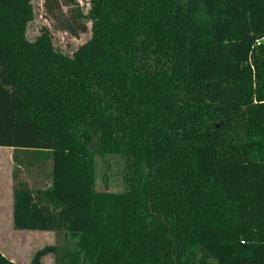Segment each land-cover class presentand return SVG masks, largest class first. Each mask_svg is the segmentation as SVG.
I'll list each match as a JSON object with an SVG mask.
<instances>
[{"label":"trees","instance_id":"16d2710c","mask_svg":"<svg viewBox=\"0 0 264 264\" xmlns=\"http://www.w3.org/2000/svg\"><path fill=\"white\" fill-rule=\"evenodd\" d=\"M34 1L0 0V146L53 161L45 188L14 172L15 228L75 243L30 264H264V0H44L91 23L72 53L28 35Z\"/></svg>","mask_w":264,"mask_h":264},{"label":"rangeland","instance_id":"374dc122","mask_svg":"<svg viewBox=\"0 0 264 264\" xmlns=\"http://www.w3.org/2000/svg\"><path fill=\"white\" fill-rule=\"evenodd\" d=\"M81 5L86 9L89 5V0H79ZM35 16L30 21L28 26V35L34 38L39 34L40 28L47 25L53 34L55 45L58 49L72 53L80 44L87 41L91 36V23L88 22V30H78L74 33L68 29H64L59 25V22L54 20L44 7V0L34 1ZM65 13L68 7L64 6ZM64 19V16L61 14ZM76 27V25H74ZM0 175L4 179L7 171L10 173L13 168V160L11 149H4L5 146H0ZM20 155L27 153L25 150H17ZM100 157V156H98ZM97 157V158H98ZM36 167L39 171L41 180L32 179V188H45L51 185L53 161L50 159L43 161ZM3 180V179H1ZM5 181V180H4ZM97 187L100 190L107 188L121 190L124 188V179L120 171L116 168L115 160L112 157L97 159ZM8 204L0 207V249L11 259L22 264H30L35 252L48 244H54L60 251L70 250L74 246L75 238L66 231H43V230H23L15 228L14 223L10 219L11 207L10 197ZM58 255L49 253L44 255L43 261L45 264H57Z\"/></svg>","mask_w":264,"mask_h":264},{"label":"crops","instance_id":"0c3cea01","mask_svg":"<svg viewBox=\"0 0 264 264\" xmlns=\"http://www.w3.org/2000/svg\"><path fill=\"white\" fill-rule=\"evenodd\" d=\"M3 148V147H0ZM4 149H11L12 156L9 157L13 160V168L10 173L7 171L5 179L3 175H0V207H4L5 203L6 205L9 203L8 202V197H10V207H11V215L10 219L13 222V213H14V184H15V176L14 172L17 171L18 177L21 180L27 181L28 184L32 187V180H29L31 177L33 180H41L39 177V171L37 170L36 167H38L42 161H38V159L35 161L34 166H28L26 165L27 161L30 160L29 153H25L20 155V153H17V159L16 160L14 156V148L13 147H6ZM50 162V160H48ZM3 179V180H1ZM5 180V181H4ZM1 214V213H0ZM14 223V222H13ZM14 226V225H13Z\"/></svg>","mask_w":264,"mask_h":264},{"label":"water","instance_id":"95a60500","mask_svg":"<svg viewBox=\"0 0 264 264\" xmlns=\"http://www.w3.org/2000/svg\"><path fill=\"white\" fill-rule=\"evenodd\" d=\"M111 190V189H110Z\"/></svg>","mask_w":264,"mask_h":264}]
</instances>
